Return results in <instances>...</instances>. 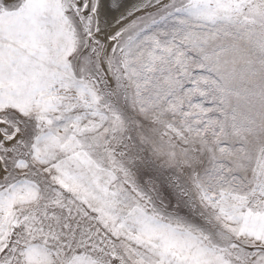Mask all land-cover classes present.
Segmentation results:
<instances>
[{"label":"snow or ice","instance_id":"1","mask_svg":"<svg viewBox=\"0 0 264 264\" xmlns=\"http://www.w3.org/2000/svg\"><path fill=\"white\" fill-rule=\"evenodd\" d=\"M0 264H264V0H0Z\"/></svg>","mask_w":264,"mask_h":264}]
</instances>
